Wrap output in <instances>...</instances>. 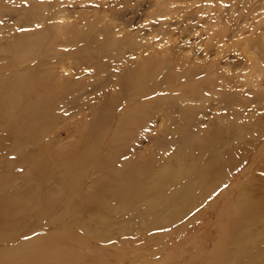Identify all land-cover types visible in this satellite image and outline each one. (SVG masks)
<instances>
[{"label": "rangeland", "instance_id": "1", "mask_svg": "<svg viewBox=\"0 0 264 264\" xmlns=\"http://www.w3.org/2000/svg\"><path fill=\"white\" fill-rule=\"evenodd\" d=\"M5 84L0 264H264V0H0Z\"/></svg>", "mask_w": 264, "mask_h": 264}, {"label": "bare ground", "instance_id": "2", "mask_svg": "<svg viewBox=\"0 0 264 264\" xmlns=\"http://www.w3.org/2000/svg\"><path fill=\"white\" fill-rule=\"evenodd\" d=\"M141 77H143V71H140V73H137L136 78L134 77V81L139 80ZM9 87H11L9 84H5L3 87H0V100L10 95L11 92L9 91V89L11 88ZM247 208L255 209V206L248 205Z\"/></svg>", "mask_w": 264, "mask_h": 264}]
</instances>
